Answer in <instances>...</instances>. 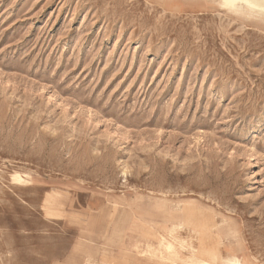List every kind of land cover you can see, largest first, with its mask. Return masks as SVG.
Segmentation results:
<instances>
[{
  "label": "rangeland",
  "instance_id": "374dc122",
  "mask_svg": "<svg viewBox=\"0 0 264 264\" xmlns=\"http://www.w3.org/2000/svg\"><path fill=\"white\" fill-rule=\"evenodd\" d=\"M231 257L264 264V18L0 0V264Z\"/></svg>",
  "mask_w": 264,
  "mask_h": 264
},
{
  "label": "bare ground",
  "instance_id": "6f19581e",
  "mask_svg": "<svg viewBox=\"0 0 264 264\" xmlns=\"http://www.w3.org/2000/svg\"><path fill=\"white\" fill-rule=\"evenodd\" d=\"M209 1V0H208ZM222 5L227 8V10H232L233 12H241L242 14H245L246 16L248 17H252V16H255V17H259V18H264V0H220ZM212 2V1H210ZM194 207V206H193ZM191 210H194V209H191ZM159 211V210H157ZM184 212V211H183ZM190 214V213H189ZM209 214V213H208ZM212 214V213H210ZM194 215V214H193ZM186 216V215H185ZM198 216V215H197ZM209 218V216H208ZM198 219V218H197ZM196 219V220H197ZM203 219V217H202ZM216 219V218H215ZM214 219V220H215ZM189 220V218H188ZM187 220V222H188ZM212 220V219H211ZM217 220V219H216ZM149 221V220H147ZM192 222V221H191ZM218 222V221H217ZM221 222V221H220ZM207 223V222H206ZM194 224V223H193ZM192 224V225H193ZM159 225V224H158ZM202 225H205V224H202ZM153 226V225H152ZM182 226V225H181ZM209 226V225H208ZM194 227V226H193ZM211 227V226H210ZM209 227V228H210ZM149 228V227H148ZM178 228V226H177ZM176 228V229H177ZM150 229V228H149ZM190 229V228H188ZM217 230V228H215ZM220 229V228H219ZM117 230V229H116ZM115 230V231H116ZM180 230V229H179ZM182 230V229H181ZM180 230V231H181ZM196 230V229H195ZM215 230V231H216ZM151 231V230H150ZM202 231V230H201ZM149 232V231H148ZM220 236V235H219ZM203 237V236H201ZM114 238V237H113ZM178 241V239H176ZM214 240V239H213ZM175 242V241H173ZM223 242V241H222ZM176 244V243H175ZM223 245V244H222ZM187 246V245H186ZM167 247L168 249H170L171 251L173 252H177L175 249H174V246L172 243L168 242L167 244ZM232 247V246H231ZM183 248V247H182ZM167 249V248H166ZM167 249V250H168ZM182 250V249H181ZM189 250V248H188ZM193 250V249H192ZM169 251V250H168ZM198 251V250H197ZM240 254V253H239ZM209 256L211 259L213 260H217L218 258H220V254L219 253H216V252H213V251H210L209 252ZM191 257V256H190ZM195 258V257H194ZM189 260L191 261V259L189 258ZM217 262V261H216ZM214 262V263H216ZM243 262V261H242ZM196 263V261H195ZM198 264H213L211 260L207 261V260H198L197 262ZM219 263V262H218ZM226 264H242L240 262V260L238 258H235V257H231L227 260Z\"/></svg>",
  "mask_w": 264,
  "mask_h": 264
}]
</instances>
